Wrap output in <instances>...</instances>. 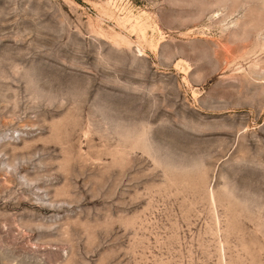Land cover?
<instances>
[{"label": "rangeland", "instance_id": "1", "mask_svg": "<svg viewBox=\"0 0 264 264\" xmlns=\"http://www.w3.org/2000/svg\"><path fill=\"white\" fill-rule=\"evenodd\" d=\"M0 264H264V0H0Z\"/></svg>", "mask_w": 264, "mask_h": 264}, {"label": "bare ground", "instance_id": "2", "mask_svg": "<svg viewBox=\"0 0 264 264\" xmlns=\"http://www.w3.org/2000/svg\"><path fill=\"white\" fill-rule=\"evenodd\" d=\"M40 95V94H39Z\"/></svg>", "mask_w": 264, "mask_h": 264}]
</instances>
